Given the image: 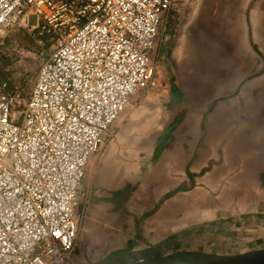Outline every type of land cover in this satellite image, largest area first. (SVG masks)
I'll list each match as a JSON object with an SVG mask.
<instances>
[{
	"label": "crops",
	"instance_id": "0c3cea01",
	"mask_svg": "<svg viewBox=\"0 0 264 264\" xmlns=\"http://www.w3.org/2000/svg\"><path fill=\"white\" fill-rule=\"evenodd\" d=\"M215 7L212 0H179L161 27L159 72L169 62L170 83L157 78L156 93L110 128L114 138L91 159L70 264L264 248V232L247 230L264 222V191L240 194L259 182L239 178L240 156L227 132L249 110L264 108V57L250 47L248 23L236 16L226 26ZM233 204L254 211L225 207ZM218 222H240L237 230L246 233L219 240Z\"/></svg>",
	"mask_w": 264,
	"mask_h": 264
},
{
	"label": "built area",
	"instance_id": "2783aa9c",
	"mask_svg": "<svg viewBox=\"0 0 264 264\" xmlns=\"http://www.w3.org/2000/svg\"><path fill=\"white\" fill-rule=\"evenodd\" d=\"M178 2L0 0V50L20 29L52 43L28 89L0 83V264L71 263L90 161L156 93L158 36Z\"/></svg>",
	"mask_w": 264,
	"mask_h": 264
},
{
	"label": "rangeland",
	"instance_id": "374dc122",
	"mask_svg": "<svg viewBox=\"0 0 264 264\" xmlns=\"http://www.w3.org/2000/svg\"><path fill=\"white\" fill-rule=\"evenodd\" d=\"M215 7V18H219L220 22L224 23L226 26L229 25L232 18L236 16L241 18L242 21L248 23V32H249V41L250 47L260 56L264 57V0H212ZM197 3L198 0H195ZM171 16V15H170ZM223 16V17H222ZM222 17V18H221ZM30 25H35L37 23L35 17H30ZM212 26V25H211ZM214 28V27H212ZM161 36V29L158 38ZM159 41V39H158ZM49 42V41H48ZM46 43L43 40H38L37 43L40 45L32 44L33 49H27L28 52H24V57L29 64H32L33 68H37L39 63L42 62L45 58L48 57L52 51V43ZM227 50L230 51V47L227 44ZM41 50V51H39ZM46 54L47 56L43 57ZM169 63V62H168ZM167 61L161 63V69L158 74L161 80H164V84L170 83L169 78L171 73L169 72ZM158 83V82H157ZM161 89V87H158ZM140 97V93L135 97L130 99V104L136 103ZM143 104L148 102L147 99L143 101ZM130 112V109H127L125 114L119 119V122H125V116ZM242 116V115H241ZM248 122V123H247ZM239 123V124H238ZM237 124L232 126L227 130L229 132L228 137L233 136V148L235 155H239V164L237 165V171L239 178L243 176L245 179L253 181L255 178L256 184L259 182V187L256 189H242L240 190L242 195L246 196L249 192H259L264 191V108H259L255 110H249L248 115H244L238 121ZM236 149H235V147ZM87 176V171L86 175ZM85 181V178L83 182ZM242 184H246L241 182ZM84 190V187H82ZM233 189L227 192L228 196H233ZM239 192V191H237ZM237 195V193H236ZM251 201V200H250ZM226 208H229L233 211L240 207L246 208L245 205H225ZM253 207V206H252ZM252 207H248L249 212L254 211ZM247 214V213H244ZM229 216V215H228ZM252 216V213H250ZM218 222L215 230L214 238L219 240H228L227 238H232L236 240L238 236L243 235L244 231L237 230V225L240 222H230L228 227H224L225 222ZM256 224V225H255ZM249 232H264V222L259 224V222H251V225L247 227ZM204 235V234H203ZM207 235V234H205ZM204 237V236H203ZM230 239V240H232ZM185 243V241H184ZM264 246V241L261 243Z\"/></svg>",
	"mask_w": 264,
	"mask_h": 264
},
{
	"label": "trees",
	"instance_id": "16d2710c",
	"mask_svg": "<svg viewBox=\"0 0 264 264\" xmlns=\"http://www.w3.org/2000/svg\"><path fill=\"white\" fill-rule=\"evenodd\" d=\"M38 40L45 43L49 41L46 35L40 36L37 31L20 29L7 39L0 50V83L6 84L9 93L16 88L26 90L31 86L38 67L33 68L23 54L25 51L28 52L29 46L33 49L32 44L40 45L37 43Z\"/></svg>",
	"mask_w": 264,
	"mask_h": 264
},
{
	"label": "water",
	"instance_id": "95a60500",
	"mask_svg": "<svg viewBox=\"0 0 264 264\" xmlns=\"http://www.w3.org/2000/svg\"><path fill=\"white\" fill-rule=\"evenodd\" d=\"M95 264H264V248L225 256L185 251L158 258L149 257L137 263H129L117 257H108Z\"/></svg>",
	"mask_w": 264,
	"mask_h": 264
}]
</instances>
